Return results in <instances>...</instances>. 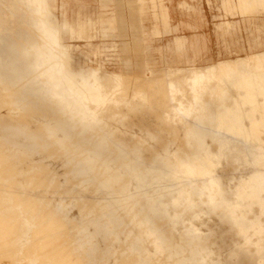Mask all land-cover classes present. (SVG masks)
Wrapping results in <instances>:
<instances>
[{
	"label": "rangeland",
	"instance_id": "374dc122",
	"mask_svg": "<svg viewBox=\"0 0 264 264\" xmlns=\"http://www.w3.org/2000/svg\"><path fill=\"white\" fill-rule=\"evenodd\" d=\"M81 1L0 0V264H264V53L225 109L207 91L240 64L166 67L186 64L175 37L200 66L263 49L264 14L164 0L177 30L152 37L150 69Z\"/></svg>",
	"mask_w": 264,
	"mask_h": 264
},
{
	"label": "crops",
	"instance_id": "0c3cea01",
	"mask_svg": "<svg viewBox=\"0 0 264 264\" xmlns=\"http://www.w3.org/2000/svg\"><path fill=\"white\" fill-rule=\"evenodd\" d=\"M102 12L97 14L96 22H98V26L103 28L112 27L116 28L114 30L117 33H127V34H138L140 37V41L142 44L143 53L145 55L143 65L149 67L150 69H154L151 67L150 61V52L152 51V47L150 42L152 37L171 33L176 31V28H173L170 25L169 19V11L166 6L164 0H97ZM80 10H84L87 8V4L84 1L80 0ZM181 8L190 10L194 9L193 6L189 5L186 2H181L179 5ZM124 8H127L128 13H124ZM219 9L223 11L224 15L227 17L238 16L241 18L250 19L256 15L264 14V0H219ZM111 10L112 16L115 17L114 25H109V20L106 19L107 13L106 11ZM149 19L151 22V29L146 30L144 28V20ZM236 22H231L229 20L222 21L218 24V28L223 30L224 32H230L233 28H235ZM264 42L259 41L258 39L253 40V48H262ZM167 48L177 56L180 62H185V65H172L166 66L174 71L179 69H198V70H215V75L220 79L221 74L219 73V68L222 66H227L231 64H240V67L237 72L230 74L227 76V85L224 86L219 82H212L210 88L207 91V97L212 98L213 105H210L209 101L207 105V109H225V102L228 101L231 95V89L235 88L236 90L240 89L239 81H237L234 85L230 83V79L238 76L241 77L248 73H250L255 77L257 72L256 68H250L247 66H241V64H245L244 62L254 59V57L259 56L264 53V48L251 51L246 53L244 56H238L232 59H222L216 61L214 63L206 64V65H195L194 61H192L193 57L196 56V51L193 48V57L187 56V39L185 37H175L172 42L167 46ZM218 68V69H217ZM257 71V72H256ZM224 75V74H223ZM254 79V78H253ZM253 79H248L253 81ZM247 80H242L243 85L246 88ZM234 89V90H235ZM233 92V91H232ZM237 92V91H235ZM233 94V93H232ZM234 97L238 99L235 100V105L239 107L238 104L242 103L239 100V96L234 93ZM236 107V108H237ZM241 107H239L240 109Z\"/></svg>",
	"mask_w": 264,
	"mask_h": 264
},
{
	"label": "bare ground",
	"instance_id": "6f19581e",
	"mask_svg": "<svg viewBox=\"0 0 264 264\" xmlns=\"http://www.w3.org/2000/svg\"><path fill=\"white\" fill-rule=\"evenodd\" d=\"M110 85V84H109ZM197 117V116H196ZM98 183V182H97ZM93 199V198H92ZM84 249V248H83ZM87 249V248H86ZM29 252H30V250H29Z\"/></svg>",
	"mask_w": 264,
	"mask_h": 264
}]
</instances>
